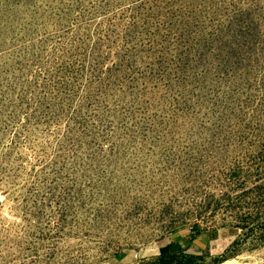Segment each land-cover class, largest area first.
Listing matches in <instances>:
<instances>
[{"label":"rangeland","instance_id":"374dc122","mask_svg":"<svg viewBox=\"0 0 264 264\" xmlns=\"http://www.w3.org/2000/svg\"><path fill=\"white\" fill-rule=\"evenodd\" d=\"M0 197V264H264V0H0Z\"/></svg>","mask_w":264,"mask_h":264},{"label":"crops","instance_id":"0c3cea01","mask_svg":"<svg viewBox=\"0 0 264 264\" xmlns=\"http://www.w3.org/2000/svg\"><path fill=\"white\" fill-rule=\"evenodd\" d=\"M234 236V234L232 235L230 232H227L226 234H223V231H216L215 234L210 235L209 231L206 232H200V231H193L191 230L190 233H186L185 236L182 237V235H180L179 237H177V239H171V242L167 245L162 246L160 249L164 252H169L172 250H176V249H184V247H186V245L184 246V240L189 239L192 240L194 237L195 239L192 241V244H195L196 242V246H198L197 244H201V245H210L211 242L215 241L217 242L216 245L219 247L223 246V240L226 239L227 236ZM174 241V242H172ZM218 247V248H219Z\"/></svg>","mask_w":264,"mask_h":264},{"label":"trees","instance_id":"16d2710c","mask_svg":"<svg viewBox=\"0 0 264 264\" xmlns=\"http://www.w3.org/2000/svg\"><path fill=\"white\" fill-rule=\"evenodd\" d=\"M173 258L171 253H164L158 258L156 264H172Z\"/></svg>","mask_w":264,"mask_h":264},{"label":"bare ground","instance_id":"6f19581e","mask_svg":"<svg viewBox=\"0 0 264 264\" xmlns=\"http://www.w3.org/2000/svg\"><path fill=\"white\" fill-rule=\"evenodd\" d=\"M234 263V260L233 259H229V260H226L222 263H219V264H233Z\"/></svg>","mask_w":264,"mask_h":264},{"label":"built area","instance_id":"2783aa9c","mask_svg":"<svg viewBox=\"0 0 264 264\" xmlns=\"http://www.w3.org/2000/svg\"><path fill=\"white\" fill-rule=\"evenodd\" d=\"M4 201V197H0V202L2 203Z\"/></svg>","mask_w":264,"mask_h":264}]
</instances>
